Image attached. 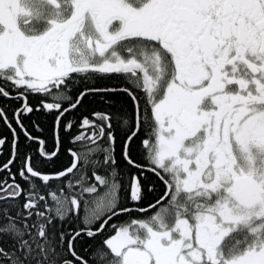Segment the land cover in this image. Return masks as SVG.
Listing matches in <instances>:
<instances>
[{"label":"snow or ice","instance_id":"snow-or-ice-1","mask_svg":"<svg viewBox=\"0 0 264 264\" xmlns=\"http://www.w3.org/2000/svg\"><path fill=\"white\" fill-rule=\"evenodd\" d=\"M0 97V264H264V0H0Z\"/></svg>","mask_w":264,"mask_h":264},{"label":"trees","instance_id":"trees-1","mask_svg":"<svg viewBox=\"0 0 264 264\" xmlns=\"http://www.w3.org/2000/svg\"><path fill=\"white\" fill-rule=\"evenodd\" d=\"M14 95V93H13ZM20 103L13 99H6L4 97H0V107L5 108L7 117L12 123L13 128H15L16 133L18 134L19 138V149H20V156H24L25 153L28 155H33L34 157H38V151L37 149L40 147L37 142L27 140L25 137L23 131L21 128L16 124L15 119H13V113L16 108L20 106ZM30 103L36 104L35 98H30ZM105 105L103 102L97 100L95 104L89 105L85 104L84 109L82 111L85 115H88L89 111L92 108L96 109H102ZM66 119H73V117L68 116ZM35 120L40 124V129L37 130L35 125L32 123V121ZM64 123H66V120H64L59 128V137H60V151L58 153V156L53 159V161L47 162L46 164V170L47 171H56L61 170L62 166H66L69 164L71 157L68 153L69 148L76 149L80 147V144H73V136L75 134H78L80 129L73 128L70 131L64 130ZM23 124L26 126L28 132L34 136L39 137L40 139H43L45 141V147L46 150L51 151L55 147V137H54V118L51 116H44L41 113L34 112L32 114H29L27 116L23 117ZM145 133L141 132L140 137L141 139L144 138ZM0 138H6L5 145L0 146V152H2V155H0V166H2L4 163H7V161L11 158V144L13 140V134L11 129L7 127V125L4 123V120L0 118ZM140 146V139H137L135 144L133 145L134 150H138ZM120 154V143L118 141L116 146V155L119 157ZM42 159V158H41ZM38 167H42L41 165H37ZM12 173L16 174V181L20 183L22 186L27 187L25 182L19 177L18 170L22 167V164L19 159H17L11 166ZM88 175L91 176V170L88 171ZM7 178L9 183L12 182L11 177L8 175L7 170L4 172H0V179ZM39 183V182H37ZM54 183V182H53ZM153 183L157 185L156 192L157 194L160 193L162 185L156 181L153 180ZM154 202V201H153ZM131 206V205H130ZM146 207V204L144 205ZM81 215H83V212L81 211ZM143 215V214H139ZM120 217H114L113 220L110 223H119ZM58 227H65V228H79L81 227L78 223H65L63 225H58ZM111 231V229H109ZM78 251L83 254V251L80 249V246L78 245Z\"/></svg>","mask_w":264,"mask_h":264}]
</instances>
